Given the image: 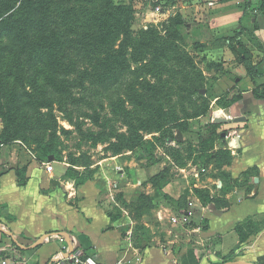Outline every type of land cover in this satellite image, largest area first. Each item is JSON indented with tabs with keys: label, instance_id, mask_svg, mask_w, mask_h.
I'll use <instances>...</instances> for the list:
<instances>
[{
	"label": "crops",
	"instance_id": "obj_1",
	"mask_svg": "<svg viewBox=\"0 0 264 264\" xmlns=\"http://www.w3.org/2000/svg\"><path fill=\"white\" fill-rule=\"evenodd\" d=\"M261 4L262 0H173V12L184 22L181 34L192 48L199 45L207 62L224 64L226 76L219 81L234 80L226 96L235 102L220 108L216 98L208 123L196 126L205 118L200 117L190 122L189 132L176 131L177 141L170 146L181 153L187 135L196 139L193 153L183 156L184 166L173 161L172 166L164 165L155 155L154 162L126 178L124 186L116 183L128 204L135 202L137 191L152 200L154 226L145 224L144 230L150 238L139 241L134 227H126L122 217L111 220L117 214L108 206L110 201L102 203L96 183L77 187L67 177L65 164L50 159L41 164L23 146L3 145L0 264H55L71 254V245L99 264H264V100L253 94L264 88V77L250 76L238 60L245 51L256 64L264 60ZM230 117L246 120L234 123ZM214 124L221 135L203 153L228 150L233 162L220 169L213 164L205 167L197 159L200 140L210 137ZM47 165L53 167L51 172ZM167 167H171L167 183L154 186L150 180ZM17 168L26 169L23 185ZM144 174L150 178L146 183L140 178ZM195 189L208 191L227 206L204 204ZM237 226L242 228L243 244ZM227 257L230 262L223 263Z\"/></svg>",
	"mask_w": 264,
	"mask_h": 264
},
{
	"label": "trees",
	"instance_id": "obj_2",
	"mask_svg": "<svg viewBox=\"0 0 264 264\" xmlns=\"http://www.w3.org/2000/svg\"><path fill=\"white\" fill-rule=\"evenodd\" d=\"M125 2L124 0L122 2L116 0H0V118L6 125V129L0 133V147L11 145L21 141L20 138H24L30 145L36 143L37 148L42 151L44 160L38 159L39 161L46 162L47 159L49 161L53 154L51 146L44 145L39 136L32 138L28 135L38 130L57 129V119L53 113L54 104L46 95L38 93L39 82L44 81L59 93L74 91L70 86V89L66 91L67 83L71 85L76 82L82 88L85 87V82L91 85L117 84L131 70V63H145L142 69L147 74L155 76L156 82L130 83L127 87V96H132L134 99L128 97L129 101H126L120 98L112 104L113 113L122 117L129 130L127 135L116 136L117 142L111 146L115 154L139 150L140 156L153 160L152 163L155 160V142L146 141L143 134H163L168 131L172 136L169 140L174 141L175 131L189 132L192 120L204 117L210 112L211 101L199 94L203 89L201 85L204 81L203 74L193 66L192 62L191 67L198 74L196 78L185 77L183 86L179 89L183 92L177 103L181 106L182 117L178 114L173 101V85L177 84H173L162 75L167 70L160 63L161 59L173 61V58L179 54L190 59L187 53H181L178 45V39H183L180 28L184 22L181 15H176L175 26L179 31L173 30L172 38L169 35L162 37L155 27L142 30L138 36H135L132 31L135 10L132 2L128 4ZM260 11L263 17L264 0H262ZM7 40L9 43L5 44ZM112 40H116L119 44L112 45ZM129 55L131 59L128 58ZM149 57H152L151 60H148ZM81 60H90V62L84 66ZM93 60L97 62L94 63ZM181 64L182 62L179 63ZM243 64L250 76L264 77V69H261L262 66L264 67V60L257 64L247 61ZM208 69L220 72L223 66L210 63ZM133 71L138 73L140 69ZM73 77H75L74 80L71 79ZM28 87L31 88L32 93L27 91ZM253 94L256 99L264 100V88L261 92L254 91ZM26 95L29 99H25ZM196 95L199 96L198 99H195ZM197 100L202 101V104L198 105ZM186 102L189 106L194 105L192 111H188ZM233 102L235 99L229 101L224 108H228ZM127 103L133 110L127 107ZM27 109L40 116V128L37 122L25 125L19 121L23 116L28 115ZM94 121L97 125L105 127L100 125V116L95 117ZM219 128V125L214 124L211 126L210 137H202L200 140L201 153L199 151L200 155L197 159L205 167L213 164L215 168L220 169L233 162V157L228 150H220L206 156L203 153L211 149L220 137L221 134L217 133ZM104 136L105 133L97 135L91 133L88 137L94 142H103ZM112 136L115 138V133ZM192 153L191 150L189 155ZM184 159L182 162L178 161L180 166L185 165ZM16 173L19 183L25 184L26 169L17 168ZM166 173L163 171L162 174L153 177L150 182L158 186L165 180ZM3 174V172L0 173V178ZM66 175L75 181L77 187L88 182L87 178L73 169L67 170ZM194 193L204 204L214 203L218 209L227 206L223 199L212 198L208 191L195 189ZM138 195V201L131 204L142 217L145 211L150 210L152 200L141 192ZM185 199L184 197L183 200ZM110 218L112 221L117 220L116 216H110ZM235 230L240 235V244H243L246 240L242 237V228L237 226ZM235 253L236 251L230 255ZM228 261L230 262V259L227 257L223 263Z\"/></svg>",
	"mask_w": 264,
	"mask_h": 264
},
{
	"label": "rangeland",
	"instance_id": "obj_3",
	"mask_svg": "<svg viewBox=\"0 0 264 264\" xmlns=\"http://www.w3.org/2000/svg\"><path fill=\"white\" fill-rule=\"evenodd\" d=\"M116 1L122 2V0ZM124 1H126L125 3L127 4L132 2L135 10V19L132 24V31L135 36H138L140 31L150 27L158 29L162 37L169 35V37L172 38L174 36L173 30L179 31L178 27L175 26L176 15L172 9L173 0ZM182 38V40L178 39L180 51L181 53H187L190 59L183 54H179V56L173 58V61L160 60V63L165 66L167 70V72L162 74L163 77L173 84H177L176 86L173 85V101L174 105H176L178 114L182 117L181 106L177 103L180 100V96L183 95V92L179 89L183 86L185 77L189 76L191 78H196L198 74L197 71L192 69L191 62L204 77V81L201 82L203 89L200 90L199 94L203 97H207L211 101V105L215 102L216 98H218L220 102H216V104L220 108H224L230 101L226 94L234 87V80L231 79L232 82H230L231 80H227L226 83L220 84L219 80L226 76L225 67H223L221 72L209 70L208 65L210 63L207 62V56L203 55L199 45L192 48V46H190L191 43L189 42V44L183 35ZM243 39L247 42L246 37ZM4 43L8 44L9 42L7 40ZM111 44L118 45L119 43L116 40H112ZM158 47H161V45H158ZM152 57H149L148 60H151ZM128 58L131 59V56L129 55ZM176 59L180 61H176ZM238 60H241L243 63L246 61L255 63L251 57H248L246 51L244 53L241 52ZM89 62L90 60H81V64H84V66ZM93 62L96 63L97 60H93ZM180 62H182L181 65H179ZM144 64L145 63H131V70L128 71L117 84L91 85L89 82H85V87L82 88L80 85L78 86L76 82L71 85L67 83L65 89L68 91L70 87H72L71 89L74 91L71 93H59L44 81L39 82L40 90L38 93H42L43 96L46 95L54 104L53 113L57 119V129L51 131L38 130L28 134L29 137L32 138L39 136L44 145L51 146L53 154L49 159L65 164L68 170L73 169L87 178L88 181L96 183L101 189V198H103L102 203L105 202L106 205H108V201H110L108 206H110L111 209L113 208V211L117 214L116 217H122L126 227H134V233L139 241L144 240V238L148 236V231H146V233L144 232L145 229H148L145 224L154 226L152 213L148 210L145 211L146 215L142 217L144 219L141 220L138 210H136L132 204L130 205L124 201L121 194L122 187H118L116 183L124 186L127 181L126 178L132 179L134 175L142 173L145 166L150 165L153 160H148L140 156L139 150H135L134 152L123 151L119 155L114 153V149H112L111 146H113V143L117 142L116 136L127 135L129 134V130L122 117L113 113L112 104L120 98L129 101L128 97L130 96H127V87L130 83H142L143 81L151 83L156 82L155 76L147 74L144 69H142ZM220 64H222V66L224 65L223 63ZM138 69H140L138 73L133 71ZM71 79L74 80L75 77ZM30 89L31 88L28 87L27 91L30 92ZM137 89L140 90V87L137 86ZM198 97L199 96L196 95L195 99H198ZM130 98L134 99L132 96ZM25 99H29V97L26 95ZM197 101L196 103L198 105L202 104V101ZM185 106L190 112L194 105L189 106L186 102ZM127 107L133 110L129 103H127ZM29 112L30 109H27L26 113H28V115L23 116L22 120L19 121L25 125L37 122L40 128V116ZM43 112L46 113L45 110H43ZM32 116H34V118ZM98 116H100V125H104L105 127H101L95 123L94 118ZM211 116L212 113L210 111L204 116V120L198 122L196 126L204 125V122L208 123ZM207 126H209V124H207ZM15 127L18 129L16 123ZM4 129H6V125L2 118H0V133L3 132ZM91 133H95L96 135L105 133L103 142H94L88 137ZM114 133L115 138L112 136ZM143 136L146 141L155 142V155L160 158L164 165L168 166H172V161L176 164H180V162H182V158L180 157L188 156L191 153V150H193L192 143L196 140L193 136L187 135L186 142H188V144L183 148L184 153H180V149H177L175 146H170L172 140L169 139H171L172 136L168 131L163 134H143ZM20 139L21 141H17L13 144H19L27 151L31 150L30 153L33 155V158L42 164V162L38 160H44L42 151L37 148L38 145L36 143L30 145L24 138ZM176 141L177 136H175L174 143H176ZM47 161L45 163H47ZM128 162H134V164H127ZM170 168L171 167H167L164 170L167 172V178L171 173ZM140 178L144 183L150 179L146 174ZM167 181V179L164 180L165 183H167ZM138 194L139 191H137L135 201H138ZM150 237L151 235H149L147 239Z\"/></svg>",
	"mask_w": 264,
	"mask_h": 264
},
{
	"label": "built area",
	"instance_id": "obj_4",
	"mask_svg": "<svg viewBox=\"0 0 264 264\" xmlns=\"http://www.w3.org/2000/svg\"><path fill=\"white\" fill-rule=\"evenodd\" d=\"M232 120V117H230ZM47 170L51 172L53 167L47 165ZM3 264H8L3 262ZM10 264H19L18 262H11ZM55 264H99L94 258L88 257L81 249H74L67 258L58 259Z\"/></svg>",
	"mask_w": 264,
	"mask_h": 264
},
{
	"label": "water",
	"instance_id": "obj_5",
	"mask_svg": "<svg viewBox=\"0 0 264 264\" xmlns=\"http://www.w3.org/2000/svg\"><path fill=\"white\" fill-rule=\"evenodd\" d=\"M231 120V119H230ZM245 118H235L234 120H231V121H234V123H241V122H245ZM50 160H52V159H50ZM74 250V248L72 247V245H71V252ZM69 256V255H68Z\"/></svg>",
	"mask_w": 264,
	"mask_h": 264
}]
</instances>
